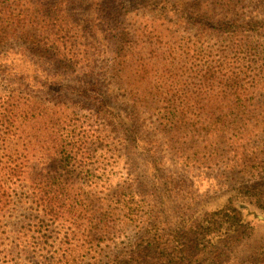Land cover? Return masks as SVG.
I'll use <instances>...</instances> for the list:
<instances>
[{
    "label": "trees",
    "instance_id": "16d2710c",
    "mask_svg": "<svg viewBox=\"0 0 264 264\" xmlns=\"http://www.w3.org/2000/svg\"><path fill=\"white\" fill-rule=\"evenodd\" d=\"M64 1L0 0V71L5 75L2 79L8 81L0 83V205H14V195L25 188L22 196L27 194L35 210L44 213L37 221L48 226L60 221L63 216L58 208L71 204L73 183L79 180L71 176L74 168L84 170L96 165L93 149L86 144L105 140L109 143L110 134L101 138L96 129L77 133L75 129L60 127L56 117L69 107L60 100L47 101L43 99L45 95L67 99L74 96L75 104L83 101L85 108L93 112L94 121L103 120L107 133L117 134L116 144L121 142L130 151L143 149L150 154L149 159L156 140L144 138L139 110L158 115L164 143L180 150L179 158L185 162L188 159L181 151L180 137L187 124L194 138L211 144L215 132L226 125L219 124L218 113L230 109L236 124L228 126L235 142L246 139L245 105L236 106L234 100L222 104L217 99H193L182 92L184 89L167 82V73L174 76L175 71L166 67V43L160 45L158 33L167 22L199 30L219 25L230 34L238 29H264V0H257L250 12H244L242 4L237 6V0H216L213 8L198 0L191 4L182 0H144L130 11L133 16L128 22L110 17L109 13L107 19H98L95 24L90 20L68 24L61 8ZM110 9L121 14L118 6ZM240 14L244 18L238 17ZM201 40L198 35L185 36L178 48L185 64L191 65L199 78V88L211 85L222 73L232 81L231 94L241 99L248 92L244 65L237 64L235 57L227 64L211 51H203ZM11 41L19 47L2 51ZM103 75L108 76L105 82L100 78ZM121 99L130 107L120 105ZM66 184L71 187H63ZM155 194L151 216L162 202V193ZM96 234L97 230L90 231L89 241ZM43 236L46 240L49 237L45 233ZM181 238V249L174 246L179 254L191 241L188 233ZM66 244L68 241L62 239L59 250L69 257L72 247ZM171 249L161 229L151 232L146 228L125 254L111 258L107 264H183Z\"/></svg>",
    "mask_w": 264,
    "mask_h": 264
},
{
    "label": "rangeland",
    "instance_id": "374dc122",
    "mask_svg": "<svg viewBox=\"0 0 264 264\" xmlns=\"http://www.w3.org/2000/svg\"><path fill=\"white\" fill-rule=\"evenodd\" d=\"M143 1L65 0L61 8L68 24H82L85 20L95 24L98 19H107L109 13L110 17L128 22L133 16L130 11ZM182 1L191 4L196 0ZM256 1L237 0L236 5L242 4L244 12H250ZM198 2L213 8L216 0ZM113 5L118 6L121 14L113 13L110 9ZM183 27L167 22L158 33L160 45L166 43L163 56L166 67L175 71L174 76L167 73V82L184 89L182 92L193 99H217L222 104L234 100L236 106L245 105L246 139L235 142L229 126L236 124V119L230 109L218 113L219 124L226 125L215 132L211 144L194 138L187 124L180 137L181 151L188 159L185 162L179 158L180 150L164 143L158 115L139 110L144 138L156 140L151 153L155 158L149 159L150 154L143 149L130 151L121 142L116 144L117 134L107 133L103 120L94 121L93 112L85 108L87 104L83 101L75 104L74 96L67 99L45 95L43 99L60 100L69 107L56 117L60 127L75 129L77 133L96 129L101 138L110 134L109 143L105 140L86 144L93 149L90 151L96 165L84 170L74 168L71 176L79 180L75 185L72 182L71 204L58 208L63 216L60 221L51 226L37 221L44 213L35 210L27 194L25 198L22 196L25 188L14 195V205H0V264H107L111 258L125 254L146 228L151 232L161 229L172 247L170 251L183 264H264V29H238L230 34L219 25L205 30L191 25ZM193 35L202 38L199 45L203 51H211L227 64L235 57L237 64L244 65L248 92L241 99L231 94L232 81L222 73L211 85L199 88L193 68L178 53L184 37ZM18 47V43L11 41L2 51ZM4 76L0 71V83H8L2 79ZM100 78L105 82L108 76ZM119 104L130 107L122 99ZM223 114L226 117L222 118ZM101 128L104 130L99 133ZM155 193H162V202L151 216L153 198L158 197ZM64 198L65 195L61 197ZM96 230L95 239L89 241L88 233ZM43 233L49 235L47 240ZM187 233L191 241L179 254L174 246L180 250L181 237ZM62 239L72 247L69 257L60 254Z\"/></svg>",
    "mask_w": 264,
    "mask_h": 264
}]
</instances>
